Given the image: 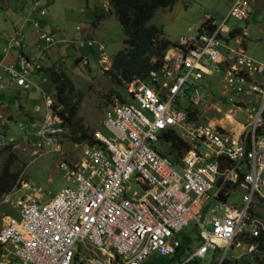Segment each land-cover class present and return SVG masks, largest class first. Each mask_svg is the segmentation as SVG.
I'll return each mask as SVG.
<instances>
[{
  "label": "built area",
  "instance_id": "obj_1",
  "mask_svg": "<svg viewBox=\"0 0 264 264\" xmlns=\"http://www.w3.org/2000/svg\"><path fill=\"white\" fill-rule=\"evenodd\" d=\"M252 11L249 0H234L221 26L182 38L144 79L127 83L129 102L107 108L103 131L92 134L93 143L82 145L79 161L60 165L65 185L54 197L18 191L14 215L0 223V264H141L150 254H176L178 236L191 224L199 245L183 264L209 251L212 256L222 253L221 264L227 251L239 245L235 240L243 227L251 229V236L264 234V223L250 218L251 204L264 202V133L259 134L264 129V63L242 51L225 56L228 47L219 37L230 18L245 20ZM33 25L39 40H53L50 29ZM98 51L104 62L102 45ZM209 65L223 75L234 96L229 101L248 116L238 135L192 123L191 107L202 101V91L184 108L179 106V94L197 90L211 73ZM36 68L30 58L15 64L0 60V90L33 86L42 95L44 112L32 121L34 152L58 146L66 130L52 111L51 96L29 79ZM242 94L254 102L238 100ZM168 130L181 131L188 145L177 161L155 145ZM226 183L243 189L240 208L230 210L219 200Z\"/></svg>",
  "mask_w": 264,
  "mask_h": 264
},
{
  "label": "rangeland",
  "instance_id": "obj_2",
  "mask_svg": "<svg viewBox=\"0 0 264 264\" xmlns=\"http://www.w3.org/2000/svg\"><path fill=\"white\" fill-rule=\"evenodd\" d=\"M104 1L107 0H43L41 7L46 9L45 19L54 31V42L51 44L34 39L28 26L29 22H23L27 16L17 6L15 0H11L10 8L7 10L0 4V33L4 32L9 36L20 28L25 36L23 50L29 57L37 59L41 65L40 71L30 73V78L40 88L49 90L53 104L52 111L56 114L61 113L66 118L64 120L60 117L66 130L58 146L53 149L41 146L34 152L31 146L36 141V137L31 119H37L44 112V102L40 92L33 87L27 90L23 88L0 90L1 113L4 118L6 115L13 117L11 124H7L5 120L0 125V143H7L10 138L15 141L11 145L1 146L0 144V174L5 165L8 166V172L11 175L17 174L13 187L0 193V223L7 215H14L12 203L18 191L22 195L38 192L42 199H49L65 185L59 167L62 163H77L80 150L85 143L75 141L80 133L72 130L69 125L85 131L87 135L103 131L104 111L116 102H129L126 99V83L120 87L111 80L106 72H110V67L105 69L97 62V49L88 46L80 48L77 42L71 44L74 40L103 44L104 54L109 63L115 53L125 47L122 42L124 34L121 25L114 13L105 10ZM232 2L233 0H177L171 9L157 10L147 26H156L163 32L161 39H165L164 35L170 43H177L181 37L195 35L207 15L212 17L219 26ZM249 2L253 6V14L248 20L238 21L230 18L226 22L228 29L240 28L242 34L227 42L225 56L231 54L230 50L242 51L254 60L264 63V0H249ZM27 3L33 4L32 0H27ZM98 14L103 16L96 25H93ZM14 25H16L15 28H13ZM4 40V37L0 38V44ZM79 57L88 60L87 66L75 61ZM209 70L211 73L198 82L197 90L193 88L186 90L185 96L182 93L179 94V106L184 108L196 92L202 91V101L191 107L192 118L195 119L192 123L219 126V129L230 135H238L239 131L229 122L232 121L231 117L236 123L241 124L242 130V126H246L249 121L248 116L236 109L233 101H229L234 96L224 85L223 75L215 74L210 65ZM52 72L70 82V88L66 87L62 93L68 107L57 98V87L50 75ZM255 79L259 78L255 76ZM241 98L247 104L248 100L254 102V98L249 99L243 94L237 97L238 100ZM37 106L39 110H36ZM67 109H72L73 113L70 114ZM226 113L231 117L221 121L220 119ZM24 132L29 134L24 136ZM180 132L179 130L177 132L179 137ZM180 139L185 142L181 137ZM155 145L158 150L169 153L172 158H176L177 155L180 157L184 152L183 148L170 149V143L164 140ZM131 188L134 189L132 185ZM243 192L241 187L231 188L226 207L230 210L233 207L240 208L243 203ZM217 204L213 202V205ZM217 211L219 214L224 213L223 208H218ZM250 215V218L264 223V202L255 200L250 206ZM206 216H209L208 213ZM251 232L248 227L242 228L235 240L239 245L232 246L227 251L221 264H258V261L264 260V251L257 249L258 242L251 240L253 238ZM178 237L181 247L176 254L165 257L150 254L141 264H183L185 258L199 245L197 228L191 224ZM221 256V252L212 256L209 251L204 258H197L184 264H218Z\"/></svg>",
  "mask_w": 264,
  "mask_h": 264
},
{
  "label": "trees",
  "instance_id": "obj_3",
  "mask_svg": "<svg viewBox=\"0 0 264 264\" xmlns=\"http://www.w3.org/2000/svg\"><path fill=\"white\" fill-rule=\"evenodd\" d=\"M177 0H109V7L117 17L118 22L121 25L124 38L122 40L125 47L118 50L112 58L110 72L106 71L111 80L118 86L128 83L134 79H143L147 73L156 68L159 64L160 57H162L164 50L171 45L166 39H161L163 34L161 29H158L154 25L147 26V23L152 19L155 12L159 9L168 8L171 9ZM102 14L96 16V20L93 25L102 18ZM211 21L210 18L204 19L200 26L208 24ZM241 34V29L236 28L229 33L230 38H234ZM156 57L153 62L152 58ZM77 61V59H76ZM54 83L57 87V98L61 103L68 107L64 101L62 93L66 87L70 88V82L67 79H62V76L52 72ZM72 114V109H67ZM59 117L66 120L64 115L57 113ZM68 119V118H67ZM72 130L78 131L80 135L75 138L78 142L93 143L94 139L92 134L87 135L85 131L78 130L73 125H69ZM264 133L259 131V134ZM162 138L170 143V149L185 150L188 145L183 142L178 134L174 130L165 131L162 134ZM172 147V148H171ZM163 153V152H162ZM168 156L172 161H177L179 155L176 158H172L169 153H163ZM17 174H10L8 172V166L5 165L2 168L0 174V193L7 191L13 187ZM236 185L226 183L223 185L219 194V200L225 202L228 197V193L231 188H235ZM254 242H258L257 249L264 251V235L253 237L251 239ZM258 264H264V260L258 261Z\"/></svg>",
  "mask_w": 264,
  "mask_h": 264
},
{
  "label": "clouds",
  "instance_id": "obj_4",
  "mask_svg": "<svg viewBox=\"0 0 264 264\" xmlns=\"http://www.w3.org/2000/svg\"><path fill=\"white\" fill-rule=\"evenodd\" d=\"M234 1V0H233ZM32 2H33V7H34V12H35V17L31 20V28H32V30L34 31V33H33V35H34V37H35V39H37L38 41H41V40H39L38 39V37H37V35H36V30H35V27H34V25H33V23L34 22H38L42 27H46V28H48V29H50L51 30V32H52V35H53V40L51 41V42H49V43H46V42H43V41H41V42H43V43H46V44H51V43H53L54 42V31H53V29L48 25V24H46V23H43L44 21H45V16H46V9L45 8H43V7H41V2H43V0H32ZM233 3V2H232ZM232 5V4H231ZM230 5V6H231ZM252 5V4H251ZM230 8V7H229ZM252 8H253V6H252ZM41 10H43L44 11V13L43 14H40V11ZM229 10V9H228ZM112 11V10H111ZM228 12V11H227ZM112 13H113V11H112ZM227 14V13H226ZM253 14V11H252V13H251V15ZM115 15V14H114ZM250 15V16H251ZM249 16V17H250ZM249 17L247 18V19H245V20H241V21H246V20H248L249 19ZM207 18H210L211 19V21L208 23V24H204V25H202V26H199L198 27V30H197V32L196 33H198V32H201L202 30H204V29H209L210 31H212V30H214L216 27H219V26H221V24L223 23H221L219 26L214 22V20H213V18L212 17H210V16H206V18H204V19H207ZM203 19V20H204ZM225 19V18H224ZM236 20V19H235ZM224 21V20H223ZM238 21H240V20H238ZM236 28H233V29H228L227 27H226V22L224 23V27H223V31L222 32H220L219 33V37L223 40V42H224V44H226L227 45V42L229 41V40H231V39H233V38H230L229 37V33L231 32V31H233V30H235ZM240 29V28H239ZM195 33V34H196ZM241 34H242V32H241ZM192 36H194V35H192ZM191 37V36H190ZM16 38H20L19 40H15ZM21 38H22V36H20V33H18V34H15V35H13L12 36V38H10V40L7 42V44H6V46H5V48H4V51H5V53H8L11 49H13V48H22L23 47V43L21 42ZM182 38H185V37H181L180 39H179V41L177 42V43H171V45H169L165 50H164V52H163V55H164V53L166 52V50L169 48V47H171V46H175V45H177L179 42H180V40L182 39ZM186 38H188V37H186ZM235 38V37H234ZM166 39V38H165ZM167 40V39H166ZM76 42H77V45H78V47H80V48H82V47H85V46H88L87 45V43H84V42H82V41H71V44H76ZM84 43V45L83 46H80V43ZM88 42H92V46H88V47H95L96 49H97V51H98V46L99 45H102L103 46V55H104V57H105V59H104V62L103 61H101V57H100V52L98 51V58H97V62L100 64V65H102L103 66V68H105V69H108V67H110L111 68V62L109 63V62H107V56L104 54V50H105V47H104V45L103 44H99V43H97V42H93V41H88ZM9 44H11V46L10 47H8V45ZM163 55H162V57H163ZM162 57H160V58H162ZM22 58H30V59H33L35 62H36V64L38 65V68H36V69H33L32 71H31V73L33 72V71H40V69H41V65H39L38 64V61H37V59H34V58H32V57H27V56H21L16 62H8V61H5L4 59H0V60H3L4 62H7V63H13V64H15V63H17V62H19L20 61V59H22ZM77 59V63H81L82 65H85V66H87V62H88V60L86 59V58H84V57H79V58H76ZM76 59H75V61H76ZM83 60H86V64H84L83 63ZM156 60V57H154V58H152V61L154 62ZM159 64H160V60H159ZM158 64V65H159ZM29 78H30V74H29ZM144 79V78H143ZM44 81H46L45 79H43ZM133 81V80H132ZM131 82V81H130ZM129 83V82H128ZM35 84V83H34ZM127 84V83H126ZM36 86H37V84H35ZM126 86V85H125ZM4 87H10V88H22V87H16V86H4ZM3 87V88H4ZM30 87H33V86H30ZM29 87V88H30ZM2 88V89H3ZM29 88H27V89H29ZM39 88H40V86H39ZM23 89H25V88H23ZM26 89V90H27ZM42 89V88H41ZM44 90V89H43ZM39 91V90H38ZM45 91V90H44ZM126 92V91H125ZM46 93H50L49 92V90L47 89L46 90ZM40 95H41V93H40ZM54 96V95H53ZM41 97H42V95H41ZM55 97V96H54ZM52 106H53V104H52ZM38 108H39V106H37ZM36 107V108H37ZM54 113V112H53ZM56 116H58L59 117V115H57L56 113H54ZM41 116V115H40ZM60 118V117H59ZM4 121H5V119L2 121V122H0V124L2 125L3 123H4ZM7 121V120H6ZM61 121H62V119H61ZM63 122V121H62ZM63 124V126H64V123H62ZM65 127V126H64ZM29 133L28 132H26V133H24V135L26 136V135H28ZM262 134V133H261ZM62 138V137H61ZM61 140V139H60ZM60 140H59V142H60ZM15 141H14V139H12V138H10L9 140H8V142L7 143H4V142H2V143H0L1 144V146H6V145H11V144H13ZM85 143H87V142H85ZM59 144V143H58ZM32 147V146H31ZM32 149H34L33 147H32ZM35 150V149H34ZM161 152V151H160ZM263 202V201H262ZM264 235V234H263ZM252 237H256V236H252ZM195 260V259H194ZM143 262V261H142Z\"/></svg>",
  "mask_w": 264,
  "mask_h": 264
},
{
  "label": "crops",
  "instance_id": "obj_5",
  "mask_svg": "<svg viewBox=\"0 0 264 264\" xmlns=\"http://www.w3.org/2000/svg\"><path fill=\"white\" fill-rule=\"evenodd\" d=\"M1 2H0V4H1V7H3L4 9H9L10 8V3H11V0H0ZM12 3H14V2H12ZM15 3L17 4V6H19V8L20 9H22V11H23V13L27 16L25 19H24V21L23 22H29V29L31 30V32H32V35H33V33H34V31L32 30V28H31V20L35 17V16H33V15H35V10H34V7H33V4L32 5H30V4H28L27 3V0H15ZM27 4V5H26ZM103 6L105 7V10H107L108 12H110V13H112V11H111V9H110V7H109V0H107V1H104L103 2ZM103 15V14H102ZM43 23H46V24H48V22H47V20L45 19V21L43 22ZM24 24V23H23ZM22 26V25H21ZM16 27V25H14L13 26V28H15ZM15 30V29H14ZM18 33H20V36H22V38H21V42L23 43V47H24V34L20 31V28H18V29H16L14 32H13V35H15V34H18ZM12 34H9V36L6 34V33H4V32H2V34L0 33V38H2V37H4L5 38V40L2 42V44H0V59H4L5 61H8V62H16L21 56H27V57H29L27 54H26V52L23 50V47L22 48H13V49H11L8 53H5V51H4V48H5V44H7V42L10 40V38H12V36H13ZM34 36V35H33ZM163 37L164 38H166L164 35H163ZM34 39H35V37H34ZM14 51H15V53H14ZM38 61V60H37ZM39 64V63H38ZM40 65V64H39ZM33 72H36V71H33ZM33 83H35L31 78H29ZM36 84V83H35ZM38 87H39V85H37ZM4 88H7V87H4ZM3 88V89H4ZM8 88H10V87H8ZM33 88H35L36 90H38L36 87H33ZM16 89V88H15ZM2 90V89H1ZM0 113H1V110H0ZM2 114V113H1ZM3 115V114H2ZM3 117H4V115H3ZM223 118H221L220 120L222 121V120H225V119H227V118H229V117H231L228 113H226V114H224L223 116H222ZM5 120H7V124H11L12 123V121H13V117L11 116V115H6V117L4 118ZM40 119V115H39V117L37 118V119H35V120H33V119H31V122L32 121H36V120H39ZM231 119H232V121H229L231 124H233L234 125V129H236L237 130V128H238V123H236V121H234V119L231 117ZM221 121H219V123L221 122ZM1 125V124H0ZM22 127H24V126H22ZM24 133H26V132H24ZM23 133V134H24ZM25 136V135H24ZM199 240V239H198ZM178 251V250H177ZM177 253V252H176Z\"/></svg>",
  "mask_w": 264,
  "mask_h": 264
},
{
  "label": "bare ground",
  "instance_id": "obj_6",
  "mask_svg": "<svg viewBox=\"0 0 264 264\" xmlns=\"http://www.w3.org/2000/svg\"><path fill=\"white\" fill-rule=\"evenodd\" d=\"M230 115V114H229ZM241 128V126L238 124V128H237V130H239Z\"/></svg>",
  "mask_w": 264,
  "mask_h": 264
}]
</instances>
